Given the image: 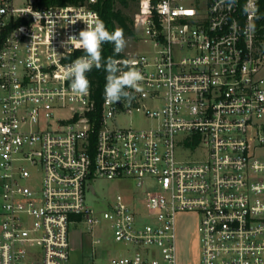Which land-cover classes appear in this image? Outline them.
Instances as JSON below:
<instances>
[{
  "label": "built area",
  "instance_id": "obj_1",
  "mask_svg": "<svg viewBox=\"0 0 264 264\" xmlns=\"http://www.w3.org/2000/svg\"><path fill=\"white\" fill-rule=\"evenodd\" d=\"M98 3L0 0V264H70L82 225L128 247L101 264H178L192 215L198 264H264V0H137L142 91L111 104L64 78ZM95 179L133 188L93 208Z\"/></svg>",
  "mask_w": 264,
  "mask_h": 264
},
{
  "label": "rangeland",
  "instance_id": "obj_2",
  "mask_svg": "<svg viewBox=\"0 0 264 264\" xmlns=\"http://www.w3.org/2000/svg\"><path fill=\"white\" fill-rule=\"evenodd\" d=\"M18 7H24V4H17ZM125 14L132 19V28L137 32V7L131 6L129 9H125ZM127 45L123 52L130 51L136 53L134 38H127ZM148 45L140 42L137 45V52L143 51ZM122 124L126 127L133 126L140 128L143 125L142 120L137 115L133 117L124 116L121 117ZM196 159V158H192ZM131 182H117L109 181L106 179H95L93 181L95 194L87 193V204L93 208L104 207V201H111L118 194H129L133 187H127V184ZM133 185V184H132ZM196 216L181 218L179 227V261L178 264H198V243L195 231ZM95 240L101 241L107 240L103 243V247H92V237L87 232L86 226H80L79 229L72 228V244L74 250L72 252L70 264H101L107 257L118 256L124 254L128 247L115 243L112 236H107L104 233H97Z\"/></svg>",
  "mask_w": 264,
  "mask_h": 264
},
{
  "label": "clouds",
  "instance_id": "obj_3",
  "mask_svg": "<svg viewBox=\"0 0 264 264\" xmlns=\"http://www.w3.org/2000/svg\"><path fill=\"white\" fill-rule=\"evenodd\" d=\"M68 41L78 50H83L86 55L78 57L65 72L64 78L70 80V90L76 96H87L90 93L91 82L86 73L93 67H102L107 71L106 84L104 89L105 100L107 103H120L123 99L130 100L134 92H141V82L144 80L142 72L134 66L135 62L125 61L121 67L111 58L106 64H102V45L112 43L114 51L121 53L126 45L124 29L117 27L109 32L104 21L96 18L92 25H87L86 29L81 30L78 36L69 37Z\"/></svg>",
  "mask_w": 264,
  "mask_h": 264
},
{
  "label": "trees",
  "instance_id": "obj_4",
  "mask_svg": "<svg viewBox=\"0 0 264 264\" xmlns=\"http://www.w3.org/2000/svg\"><path fill=\"white\" fill-rule=\"evenodd\" d=\"M36 5L42 6H64V5H83L88 0H35ZM137 0H99L96 8L101 15V20L104 21L109 32L114 31L117 27L124 29L125 37L134 35L132 30V19L125 14V9H129L132 5L136 6ZM102 64H106L111 58L115 60L118 54L114 51L112 43H104L102 45ZM107 71L104 67L100 69L94 68L89 73V80L96 86V92L101 91V86L104 83Z\"/></svg>",
  "mask_w": 264,
  "mask_h": 264
}]
</instances>
